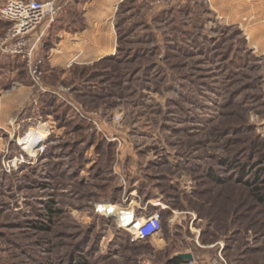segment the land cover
Returning a JSON list of instances; mask_svg holds the SVG:
<instances>
[{"label":"rangeland","instance_id":"1","mask_svg":"<svg viewBox=\"0 0 264 264\" xmlns=\"http://www.w3.org/2000/svg\"><path fill=\"white\" fill-rule=\"evenodd\" d=\"M55 1L33 64L19 57L25 88L0 72V264H264V53L245 19L211 0H121L94 37ZM40 118L42 155L13 165ZM104 201L159 213L161 232L130 240Z\"/></svg>","mask_w":264,"mask_h":264},{"label":"built area","instance_id":"2","mask_svg":"<svg viewBox=\"0 0 264 264\" xmlns=\"http://www.w3.org/2000/svg\"><path fill=\"white\" fill-rule=\"evenodd\" d=\"M64 5L56 3L55 0H8L0 4V21L8 24L7 31L0 37V52L2 54H9L23 57L27 60L28 65L31 66L33 56L41 43L44 31H38L40 27L47 24L49 27L64 11ZM46 27V28H47ZM41 30V29H40ZM32 72V81L35 84L39 82L40 64ZM44 94L45 90H42ZM52 93V92H51ZM38 103V99L34 100V104ZM24 109V108H23ZM29 110L25 109L23 115L28 114ZM28 131L17 138V144L21 148L20 158L14 157L13 165L18 163H26V157L22 154L25 153L29 158H36L42 155L44 144L48 139L49 130H47V123L43 119L36 120ZM45 134L46 137L42 138L41 135ZM32 135L33 139L39 138V141H28ZM13 138V136H11ZM31 142L34 145L31 147ZM37 142V143H35ZM25 155V156H26ZM125 203V202H124ZM112 206V207H111ZM146 210V208H144ZM112 210V212H110ZM120 210V214L118 213ZM115 211V212H114ZM96 212H104L105 215L117 213V221L119 228L124 229L131 235V240L139 241L146 240L154 237L161 232L162 221L159 213H149L142 211L137 213L134 207L130 204H114L110 202H101L96 206ZM129 217L128 221L124 220V215ZM124 216V217H123ZM113 217V216H111ZM211 264H228L222 256L214 260Z\"/></svg>","mask_w":264,"mask_h":264},{"label":"crops","instance_id":"3","mask_svg":"<svg viewBox=\"0 0 264 264\" xmlns=\"http://www.w3.org/2000/svg\"><path fill=\"white\" fill-rule=\"evenodd\" d=\"M69 5L67 9V14L75 11L78 12L81 20L86 25H97L98 27H93L90 34L94 37H108L110 35V30L108 22L111 19L112 8L114 4H118L121 0H90L89 3L81 4V0H69ZM212 7L218 16L224 18L229 23H239L242 19H245V33L247 37H255V39L262 42V49L264 53V0H211ZM85 4V5H84ZM80 10V11H79ZM215 13V14H216ZM62 18V17H61ZM8 28L6 22L0 21V37L5 34ZM60 37H86L83 32H74L68 33L64 32ZM20 56L2 54L0 52V72L5 74H13L12 90H18L19 87L25 88V85L21 84L16 80V75L20 73L19 65L21 63ZM8 71V72H7ZM2 75V74H1ZM2 76H0L1 78ZM17 81V82H16ZM27 87V86H26ZM9 88V87H2ZM12 90H8L9 93ZM27 90V88H26ZM1 91V90H0ZM7 94L0 92V99L3 100L2 106V119H5V116L9 115V108L6 106ZM9 103V102H8Z\"/></svg>","mask_w":264,"mask_h":264},{"label":"trees","instance_id":"4","mask_svg":"<svg viewBox=\"0 0 264 264\" xmlns=\"http://www.w3.org/2000/svg\"><path fill=\"white\" fill-rule=\"evenodd\" d=\"M21 72V71H20ZM24 82H26V80H24ZM9 85H7L6 83L4 84L3 87H8ZM216 181L218 182H221V181H224V180H221V179H218V178H215ZM257 181L256 182H259L258 179H256ZM249 183H252V182H249ZM253 184V183H252ZM259 202L261 205L264 206V197H259L258 198ZM128 239H130V237L127 235ZM131 240V239H130ZM184 262V259H182L179 255H175L173 256L171 259H169L167 261V263L165 264H182ZM84 262H82L81 260H78V262L74 263V264H83Z\"/></svg>","mask_w":264,"mask_h":264},{"label":"water","instance_id":"5","mask_svg":"<svg viewBox=\"0 0 264 264\" xmlns=\"http://www.w3.org/2000/svg\"><path fill=\"white\" fill-rule=\"evenodd\" d=\"M179 256L185 260H193V255L191 253H181Z\"/></svg>","mask_w":264,"mask_h":264},{"label":"bare ground","instance_id":"6","mask_svg":"<svg viewBox=\"0 0 264 264\" xmlns=\"http://www.w3.org/2000/svg\"><path fill=\"white\" fill-rule=\"evenodd\" d=\"M31 137H32V135H31ZM41 137H42V138H45L46 135L43 134V135H41ZM35 139H37V140L39 141V138H36V137H35L34 139H33V137H32V138H29L28 141H31V140L34 141ZM37 140H35V141H37ZM35 143H37V142H35ZM33 145H34V142H31V147H32ZM128 220H129V217H127V219H126L125 221H128Z\"/></svg>","mask_w":264,"mask_h":264}]
</instances>
